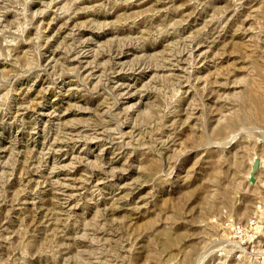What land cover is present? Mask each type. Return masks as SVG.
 <instances>
[{
  "label": "rangeland",
  "instance_id": "1",
  "mask_svg": "<svg viewBox=\"0 0 264 264\" xmlns=\"http://www.w3.org/2000/svg\"><path fill=\"white\" fill-rule=\"evenodd\" d=\"M0 264H264V0H0Z\"/></svg>",
  "mask_w": 264,
  "mask_h": 264
},
{
  "label": "water",
  "instance_id": "2",
  "mask_svg": "<svg viewBox=\"0 0 264 264\" xmlns=\"http://www.w3.org/2000/svg\"><path fill=\"white\" fill-rule=\"evenodd\" d=\"M253 180V179H252Z\"/></svg>",
  "mask_w": 264,
  "mask_h": 264
}]
</instances>
